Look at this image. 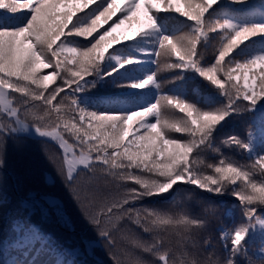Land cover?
I'll use <instances>...</instances> for the list:
<instances>
[{
    "label": "snow or ice",
    "instance_id": "snow-or-ice-1",
    "mask_svg": "<svg viewBox=\"0 0 264 264\" xmlns=\"http://www.w3.org/2000/svg\"><path fill=\"white\" fill-rule=\"evenodd\" d=\"M247 4L249 0H0V168L9 142L19 146L33 136L49 140L60 152L48 158L62 160L60 172L69 185L83 172L84 183L72 192L109 250L116 248L113 232L119 223L130 221L151 237L136 240L135 246L162 264H176L157 231L167 226L182 228L179 264H252L249 249L257 234L255 257L264 261V46L246 50L254 40L264 45V19L237 18L255 10L264 13V0L232 7ZM130 44L140 55L122 58ZM162 56L175 62L162 66ZM109 60L114 66H107ZM144 63L155 68L116 87L151 89L154 95L148 99L134 100L128 109L100 110L82 95L101 82L111 83L108 78L119 69ZM162 67L178 72L162 81ZM47 69L51 71L43 74ZM189 73L223 100L214 103L209 96L202 98L205 103L190 102L183 88ZM164 83L173 86L172 94ZM234 115L249 117L245 134H227L217 143L220 129ZM222 147L254 159L243 164L224 156ZM44 151L48 154L47 147ZM206 151L221 157L207 165V172L196 166ZM185 185L239 202L240 222L218 229L223 257L209 252L204 259H187L194 249L212 248L211 236L200 233L209 227L213 201L201 197L199 211L183 206L175 214L134 206L151 197L176 202ZM193 194L186 193L187 199ZM33 195L26 193L20 201L27 215L14 229L12 247L31 257L26 264H84L79 248L64 246H57L54 261L39 260L41 253L55 249L32 220ZM82 243L93 247L91 241ZM112 257L113 264H122L116 251ZM132 264L157 262L136 259Z\"/></svg>",
    "mask_w": 264,
    "mask_h": 264
},
{
    "label": "trees",
    "instance_id": "trees-1",
    "mask_svg": "<svg viewBox=\"0 0 264 264\" xmlns=\"http://www.w3.org/2000/svg\"><path fill=\"white\" fill-rule=\"evenodd\" d=\"M223 4V0H222ZM244 8L241 5H233L232 7ZM180 7H183L181 4ZM246 20L243 16L237 17ZM179 35V33H177ZM213 40L210 42L207 51L209 55L212 52V44L215 43V34H210ZM145 40L151 37H145ZM147 47V44H144ZM255 41L247 46V51L252 52L256 48ZM127 55L138 56L134 46L131 44L122 50L121 56ZM175 62L174 58L170 61L167 57H160L159 63L163 66L167 63ZM115 61L109 60L107 66H114ZM155 68V65L148 63L132 64L121 68L112 77L108 78L111 83L101 82L82 95L95 101L100 110H123L132 106L133 101L137 99H148L154 93L151 89H132L116 87L117 82L141 79L147 70ZM51 69L43 70V74H47ZM178 70L162 67L158 74L162 81H170ZM183 88L186 92V98L190 102L205 103L202 98L211 96L213 102H220L223 97L214 92L207 82H203L194 73H189L186 77ZM55 83H59L57 80ZM54 85H50V88ZM165 91L172 94L174 90L170 83H164ZM19 99L20 94H15ZM63 95V93L61 94ZM36 104L41 102L37 101ZM95 110V109H90ZM178 115H183L176 110ZM249 117L247 115H234L228 118L225 126L220 129L217 137L219 139L227 134L236 133L241 136L245 134V125ZM151 122H154L152 120ZM179 136V133L175 134ZM47 147L48 154L44 148ZM224 156L232 157L243 164H251L254 157H249L246 152L236 149L221 148ZM60 150L57 145L43 138L32 137L26 139L21 145L9 142L7 148L6 162L3 168H0V264H7L11 260H17L18 264L24 261L25 264L31 257L23 256L21 251L12 247V242L17 236L15 227L23 221L26 211L20 209V201L25 198L26 193H33V198L29 201L33 208L36 209L32 216L33 222L40 225L41 230L50 237V244L55 249L52 253L44 252L39 256L40 261H54L59 251L57 246L66 248H79V259L84 264H113L112 251L119 254L122 264H132L136 259L147 261H156L162 264L157 257L140 251L135 246L136 240H150L149 234L144 233L139 227L130 221H122L118 225V230L113 232L116 240V248L109 251L106 242L101 239L94 238V232L99 231L91 225L85 213L84 206L74 197L72 188L80 186L84 183V174L81 172L75 185H69L64 175L60 172L62 160L57 158L50 161L49 154L59 157ZM221 157L212 151H206L201 154L196 166L203 171H208L207 165L217 163ZM100 173V170L97 169ZM258 172V170H257ZM129 186H135L134 182L128 181ZM193 192L191 200H188L186 193ZM201 197L205 200H211L215 203V210L208 213L209 227L206 231L200 233V236H211L212 248L210 249H194L192 255L187 257L188 260L204 259L209 252H215L218 256L223 257L225 252L222 248L218 229L222 225H228L233 221L240 222L239 202L230 195L214 196L211 193H201L198 189H194L191 185H185L180 190V195L176 202L169 199H161L160 197L146 198L144 201L135 204V207H148L160 212L175 214L183 206L191 207L196 211L197 202ZM46 198V199H45ZM48 199H54V203H49ZM38 201V204L36 203ZM203 205L201 204V207ZM43 210V215L42 211ZM165 239V247L169 248L173 255L169 257L170 261L175 260L179 264L180 249V226H167L157 229ZM255 243L250 245L249 259L252 264H264V261L255 257L260 244V236L254 238ZM100 240V243H99ZM82 241H91L93 247L86 249ZM239 259V258H238ZM243 264V261H241Z\"/></svg>",
    "mask_w": 264,
    "mask_h": 264
},
{
    "label": "rangeland",
    "instance_id": "rangeland-1",
    "mask_svg": "<svg viewBox=\"0 0 264 264\" xmlns=\"http://www.w3.org/2000/svg\"><path fill=\"white\" fill-rule=\"evenodd\" d=\"M33 137H35V136H33ZM55 144V143H54ZM57 145V144H56ZM47 201H53V203L55 202V200L54 199H48ZM94 238L92 239V240H95V239H97V238H100L99 236H98V231H96V232H94ZM99 243H100V240H99ZM109 251H111V250H109Z\"/></svg>",
    "mask_w": 264,
    "mask_h": 264
}]
</instances>
